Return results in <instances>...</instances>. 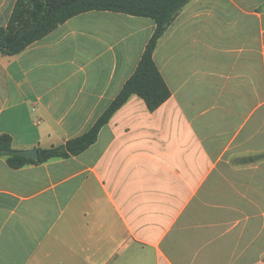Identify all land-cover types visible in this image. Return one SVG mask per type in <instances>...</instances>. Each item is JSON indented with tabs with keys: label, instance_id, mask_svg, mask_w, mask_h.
Wrapping results in <instances>:
<instances>
[{
	"label": "crops",
	"instance_id": "0c3cea01",
	"mask_svg": "<svg viewBox=\"0 0 264 264\" xmlns=\"http://www.w3.org/2000/svg\"><path fill=\"white\" fill-rule=\"evenodd\" d=\"M154 28L91 10L0 54V134L86 132ZM153 58L171 91L154 111L133 94L77 155L0 157V264H264V0H191Z\"/></svg>",
	"mask_w": 264,
	"mask_h": 264
},
{
	"label": "trees",
	"instance_id": "16d2710c",
	"mask_svg": "<svg viewBox=\"0 0 264 264\" xmlns=\"http://www.w3.org/2000/svg\"><path fill=\"white\" fill-rule=\"evenodd\" d=\"M190 1L15 0L7 24L0 27V54L2 55H14L21 52L67 19L91 10L113 11L150 18L155 23V28L134 72L86 132L60 145L39 147L37 159L15 154L12 137L2 133L0 134V157L4 156L11 168H20L26 164L42 163L53 157L67 158L77 155L95 142L99 130L131 95L139 96L149 111L158 108L170 97L171 91L154 61V50L167 28Z\"/></svg>",
	"mask_w": 264,
	"mask_h": 264
},
{
	"label": "water",
	"instance_id": "95a60500",
	"mask_svg": "<svg viewBox=\"0 0 264 264\" xmlns=\"http://www.w3.org/2000/svg\"><path fill=\"white\" fill-rule=\"evenodd\" d=\"M15 154L27 157V158H32V159H37L38 158V148H30V149H19L15 151Z\"/></svg>",
	"mask_w": 264,
	"mask_h": 264
},
{
	"label": "rangeland",
	"instance_id": "374dc122",
	"mask_svg": "<svg viewBox=\"0 0 264 264\" xmlns=\"http://www.w3.org/2000/svg\"><path fill=\"white\" fill-rule=\"evenodd\" d=\"M192 14L191 12H188V11H186L181 17H179L178 19H182V17L185 15V14Z\"/></svg>",
	"mask_w": 264,
	"mask_h": 264
}]
</instances>
